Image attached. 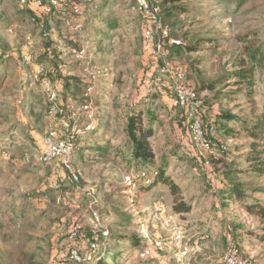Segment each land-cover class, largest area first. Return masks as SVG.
I'll list each match as a JSON object with an SVG mask.
<instances>
[{"label":"rangeland","instance_id":"rangeland-1","mask_svg":"<svg viewBox=\"0 0 264 264\" xmlns=\"http://www.w3.org/2000/svg\"><path fill=\"white\" fill-rule=\"evenodd\" d=\"M187 1L189 13L177 14L165 24H182L179 36L187 37L189 44L196 45L198 39H214L218 46L212 53L195 52L186 57L171 56L172 50L167 46L168 63L185 69L189 61L205 57L202 67L209 79L216 80L244 56V49L251 45L249 42L264 43V0ZM105 3L102 8L104 12L110 11L108 17L118 18L111 33L114 44L106 55L97 53L92 45L90 26L82 30L66 27L62 24L64 20H55L53 14L43 16L47 12L34 3L31 7L38 24L30 20L20 22L15 16L17 3L0 0V51L17 61L3 69L0 62V77L7 75L0 89V264L90 263L100 246L91 244L92 251H87L88 235L106 233L108 229L114 231L111 229L119 218L114 208L108 211L107 204L103 203L104 194L114 197L124 220L133 218L130 226L122 229L123 235L132 230L143 244L142 248L119 244L110 253L101 255L106 264H113L117 257L118 264H224L225 255L234 248L238 261L264 264V221L246 213L237 200L223 205L220 196L229 177L234 183L249 186L251 192L256 189L252 193L254 198L243 199L242 203L258 201L264 205V173L253 174L252 163L246 160L248 145L252 142L247 135L250 123L256 116L264 115V69H256L251 92L235 87L234 81L229 80L230 88L226 91H241L221 104H212V111L233 119L224 121L228 130L216 136L220 143L230 147L227 156L230 160L218 164L222 158H218L217 152L202 150L186 123L177 122L182 113L171 109L168 91L158 94L144 77L149 68L154 70L143 44L144 16L132 9V0H106ZM43 39H49L53 63L65 73L77 74L84 61L100 64L107 60L105 70L93 68L85 75L95 74V77L101 72L93 84L99 95L106 89L110 92L109 101L112 96L116 97L121 115L132 106L146 110L143 97L152 96L154 102L148 106L156 120L150 137L155 162L166 161V175L178 185V196L173 197L162 184L148 193H137L131 180L135 171L131 167L125 166L122 173H116L102 163H81L73 174L79 177V183H72L65 171L69 166L61 159L46 164L38 161L44 149L43 141L55 127L56 118L43 116L42 106L32 97L48 94L51 89L47 83L36 80L41 72L36 59L45 51ZM202 47L205 49V45ZM83 49L86 55L81 58L76 53ZM48 61L45 69H53ZM67 65L76 68L69 71ZM13 69L16 70L14 77L10 75ZM80 77L86 80L83 75ZM188 84L196 88L194 81ZM207 94L202 92L200 98ZM42 99L46 102L45 97ZM147 119L144 113V123ZM27 124L33 127V141L26 143L19 132ZM242 124L247 127L245 130L240 129ZM121 130L122 123L114 122L115 136L122 135ZM260 144L264 163V143ZM102 179L113 185H107L103 194L97 195ZM180 200L191 206L189 213H173L174 204ZM75 226L82 227L76 239L70 235ZM156 241L161 242V248L154 246ZM147 247L151 256L140 258V252Z\"/></svg>","mask_w":264,"mask_h":264},{"label":"trees","instance_id":"trees-1","mask_svg":"<svg viewBox=\"0 0 264 264\" xmlns=\"http://www.w3.org/2000/svg\"><path fill=\"white\" fill-rule=\"evenodd\" d=\"M14 1L17 3L15 4V8L17 9L15 16L20 22L28 20L32 23L38 22L39 19H37L38 17L34 14L31 7V3H34L39 9L47 12L46 14L44 13L45 15L43 16L49 15V13L51 15L53 14L55 20L56 18H58V20H64L62 24L66 27H71L73 29L76 28L78 23H80L82 30L87 26H90L93 33L92 45L94 44L97 53H103L106 55L114 44V39L111 36V33L113 27L117 24L118 18L115 17L113 19L112 17H108L110 11H103L102 7L106 4V0L100 2L101 4L98 0V3L96 2L95 4L96 8L91 6L89 0H55L60 7L53 6L48 0H23L24 2L22 3V0ZM38 2L40 5L37 4ZM189 7L190 5L187 0H161V18L163 17L162 21H166H163V23L167 24V21L171 18H176L177 14L181 15L189 13ZM75 9H78V12H76ZM181 26L182 24L180 25L178 23L169 26L170 38L180 41L179 45L170 47L172 50L171 56L186 57L189 54L203 51H209L212 53L213 50L217 48L218 43L214 39H198L196 45L187 43L189 42L187 37L183 36V38H181L179 36V33L182 30ZM43 37L47 36L44 35ZM44 40L45 51H43L44 53L40 54L36 59V62L40 64L39 69L41 70V72L37 74L36 80L37 83L43 82L44 84L47 83L51 86L50 90L55 92V98L50 99L48 95L49 93H44V95L36 94L32 97L37 104L42 106L41 114L43 116L54 115V117H56L53 122L55 127H52L51 131L55 130L57 132L58 140L69 143L73 147L72 156L68 164L69 167H66L67 169H65L69 180L72 183H79V177L73 174L77 169V165L81 163L92 165L102 163L104 164L103 167L107 166L111 168V170L113 169L116 173H122V171H124L123 168L126 166V168L131 167V169L135 171L134 174L131 172L133 174L131 180L132 183L135 184V191L137 193H148L151 188L158 184H162L168 187L169 192L173 197L178 196L180 194L178 185L172 181L171 177L166 175V161L161 159L159 164L155 162V153L151 145L150 137L152 136L154 129L153 125L156 120L153 111L148 106L154 102L153 99H151L152 96H149L148 99H146V96L143 97V102H147V104L144 105L146 110H140L138 107L132 106L126 113L121 115L119 113L120 105L116 97L112 96L110 102L107 99L109 98V95H111L110 92L106 89L103 94L99 95L96 85L93 84L94 78L98 81V78L101 77V72L99 71L98 74L96 73L97 75L95 77V74L92 77L85 75L87 70H92L93 68H102V70H105L107 67V60L100 64L95 63L94 61H84V65L78 71L79 75H77L78 73H65V71H61V69L58 68V64L53 63L54 60L52 54H50L48 49L50 41L49 39H43V41ZM248 44L251 45L244 49V56L236 61L229 71L222 73V75L216 80L209 79L207 76V70L202 67L206 63L205 57H200V59L196 61H189L185 67L186 82L188 83L190 80L195 82L196 88L194 89L198 97L200 98L202 92L208 93L207 96L200 98L202 107L199 111V116L200 119L203 120L200 121V128L204 137L209 142L210 150L216 151L218 158H222V161L214 159L218 161V164H223L224 161L230 160V157H227L229 156L230 147L220 143V139H216V136L223 132L225 134V131H227L228 128L223 122H228V120L233 119H229V117L222 112L217 113L212 111V104L215 102L221 104L229 99L230 95L238 93L241 90L248 89L251 92L253 89L256 69H264V43H253V45L249 42ZM201 45H205V49ZM47 61L53 66V69H45ZM0 62H2V69L4 66H11L12 62L17 64V61L10 56H5L2 51H0ZM75 68L76 67L74 66L67 65L66 69L70 71ZM15 71V69L10 71V75H13L14 77ZM82 75L83 77H86V80L81 79L80 76ZM1 76L0 89L3 81L7 78L6 74H2ZM144 77L149 81L150 85H153L154 91H157L158 94H163L168 91L169 96L172 97L173 92L171 81L161 74L159 69L154 68V70H151L149 68V71ZM229 80L234 81V86L239 87L241 90L238 89L240 91L237 90L234 92L226 91L227 88H230V83L227 82ZM21 84L24 86L26 83L23 80L21 81ZM42 97H45L46 102L43 101ZM140 101L142 103L141 98ZM27 105L30 106V104ZM84 107L94 109L91 118H89V112L83 109ZM173 110L182 113V116L176 119L177 122H180L181 124L186 123L190 128V131H192L193 121L188 119L186 113L177 108H174ZM144 113H146L148 117L146 123L143 121ZM75 115L76 117H73ZM64 119L68 121V128H63L62 121ZM75 119L78 121H75ZM117 121L122 123V135L119 136H115L114 131V122ZM89 125L91 128L87 129ZM32 128L33 127L30 124L24 125L20 128L19 133L26 143L33 141ZM246 128L247 127L244 124L240 126V129L242 130H245ZM10 132L11 130L9 133ZM229 135L233 137L232 134ZM247 135L252 139V142L248 145L249 152L246 155V160L252 163L250 165V171L253 174H262L264 173V163L262 162L263 152L260 150V143H264V115H258L254 118L250 123V129L247 132ZM214 140L218 141L216 142ZM221 155H225L226 158ZM73 176L77 177V182L73 180ZM227 180L228 181L224 184L222 191L220 192L222 204H228L229 202H235L237 200L240 202L246 213L264 221V205L258 201L242 203L244 202L243 199L248 197L254 198L252 193H254L256 189H252L251 192L249 186L234 183L229 177H227ZM107 185L111 186L113 184L107 183L106 179H102L98 186L99 189H96L97 195L103 194L104 187ZM127 188L129 190V187ZM113 198L112 195L104 194L103 203L107 204L108 211L114 208V211L119 214V218H117L116 223H114V229H111L114 231L108 229L106 233L100 232L88 235V244H86L87 251H92L89 249L91 244L100 246V249L98 250V253L93 254L92 261L85 264H106L101 255L103 254L105 256V254L110 253L119 244H128L131 248H142L143 246L141 243L142 239L137 233H134V231L131 230V227L128 228H131V231H129L127 235H123L124 231L122 229L126 226H130L133 218L128 217L124 220V215L120 210H117L118 207L116 203H114ZM172 210L175 215L187 214L191 211V206L183 200H180L174 204ZM81 228L82 227H80L79 231L74 236L75 239L79 237L78 233ZM110 244L112 246L109 249ZM118 261L119 257H117L113 264H118Z\"/></svg>","mask_w":264,"mask_h":264},{"label":"built area","instance_id":"built-area-1","mask_svg":"<svg viewBox=\"0 0 264 264\" xmlns=\"http://www.w3.org/2000/svg\"><path fill=\"white\" fill-rule=\"evenodd\" d=\"M53 6H58L59 4L55 0H48ZM96 0H89L91 6L96 8ZM134 5L132 9H136L139 13L144 16V31H143V44L147 56L152 63L154 68L159 69L161 74L166 76L171 81V87L173 95L170 100L171 109L177 108L183 110L188 119L193 121L192 123V133L194 141L202 148L204 151H209L210 146L207 139L204 137L203 132L200 128V116L199 111L202 107L201 100L198 97L193 86L189 85L185 79V69L180 68L173 63H168L166 61L169 56V51L167 46L171 47L174 45H179L180 41L170 38V28L163 23L161 18V0H132ZM22 2H24L22 0ZM37 4L40 5L38 2ZM78 12V9H75ZM76 28H81L80 25H77ZM78 52V51H77ZM73 53L76 51L73 50ZM76 55L80 57H85L86 51L79 50ZM161 62V65L159 64ZM50 99L55 98V92L49 90ZM84 110L89 112V118L92 117L91 108L84 107ZM64 128H68L69 124L67 121H62ZM89 125L87 129H90ZM55 131H50L43 141L44 149L39 154L38 161L40 163L46 164L55 159H61L62 162L67 165L72 156L73 147L71 144L66 143L62 140H57L55 138ZM68 167V166H67ZM73 180L77 182V177L73 176ZM79 231V227L75 226L70 232L71 237H74ZM178 239V237H177ZM161 242L156 241L154 246L161 248ZM140 258L147 259L151 256V250L149 247L143 249L140 252ZM73 257L76 258L75 255ZM236 249H231L225 255L223 262L225 264H244L237 259Z\"/></svg>","mask_w":264,"mask_h":264},{"label":"crops","instance_id":"crops-1","mask_svg":"<svg viewBox=\"0 0 264 264\" xmlns=\"http://www.w3.org/2000/svg\"><path fill=\"white\" fill-rule=\"evenodd\" d=\"M60 7V6H59Z\"/></svg>","mask_w":264,"mask_h":264}]
</instances>
